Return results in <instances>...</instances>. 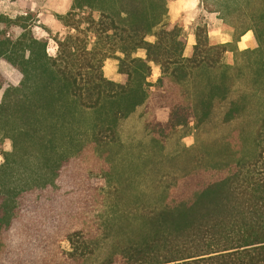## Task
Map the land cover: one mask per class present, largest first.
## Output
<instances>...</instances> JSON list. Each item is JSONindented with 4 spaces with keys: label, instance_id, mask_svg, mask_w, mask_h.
Instances as JSON below:
<instances>
[{
    "label": "trees",
    "instance_id": "trees-1",
    "mask_svg": "<svg viewBox=\"0 0 264 264\" xmlns=\"http://www.w3.org/2000/svg\"><path fill=\"white\" fill-rule=\"evenodd\" d=\"M217 1L207 10L231 17L232 42H212L198 21L189 55L183 26L165 19L167 0H72L57 14L66 32L51 37L54 55L23 14L0 16L20 29L0 31V58L18 73L11 81L0 70V140L11 141L0 150V264H264V0ZM248 30L254 47L237 49ZM107 58L120 81L103 74ZM222 101V121L241 126L159 151ZM139 106L148 143L88 170L86 155L120 145L119 121Z\"/></svg>",
    "mask_w": 264,
    "mask_h": 264
},
{
    "label": "rangeland",
    "instance_id": "rangeland-1",
    "mask_svg": "<svg viewBox=\"0 0 264 264\" xmlns=\"http://www.w3.org/2000/svg\"><path fill=\"white\" fill-rule=\"evenodd\" d=\"M208 4L206 9L217 10L220 5L217 0H207ZM67 3V0H0V16H6L10 18H14L19 14H23L25 16L24 23H31V32L33 35L38 37H49V43H47V51L49 54L55 53V44L52 40V36H62L65 34L66 29L63 26L62 22L58 20L57 14L54 12L55 22L48 20L50 18L53 9H62ZM236 4V3H235ZM246 0H240L239 4L232 6L231 9L237 7L238 5H242L245 7ZM232 5V4H231ZM230 5V6H231ZM70 6V5H69ZM69 7L67 8V10ZM220 9V8H219ZM66 10V11H67ZM64 13V12H63ZM62 13V14H63ZM39 14V15H38ZM45 14V16L43 15ZM222 12L218 13L216 11L210 14L204 10H200L195 20L192 22V27L195 22L205 21L206 23H210L211 28L221 27L223 29L229 30L232 33L231 25V17L226 16L224 19L221 18ZM42 18V19H41ZM45 22V23H44ZM184 28V27H183ZM185 30V29H184ZM0 31L4 32L5 35L13 34L17 35L20 32L19 28H16L10 23H6L0 21ZM187 34V31L185 30ZM234 54L233 51L228 50V53L223 55L222 61L224 63H230L233 61ZM112 59L110 58L107 64L105 65V70L110 69L112 67ZM106 60V59H105ZM111 60V61H110ZM4 60L0 58V70L9 78L11 81H16L18 78V73L14 69L13 73L7 75L2 69L4 68ZM7 62V61H6ZM117 65V63H116ZM117 67V66H116ZM2 68V69H1ZM156 71H153L150 76V80H155ZM249 82V77L247 74H244L242 83L243 85H247ZM2 95V91L0 90V97ZM226 102H218L215 106L214 113L211 118L207 120L204 124L199 127H196L194 123H190L185 126L178 127L173 133L167 138L166 142L163 144L161 150L159 148L155 149L154 154H158L159 151L163 152L165 155H174L177 152H180L184 147H191L192 145L197 144L198 142L209 143L215 137L224 138L227 137L232 130L241 126L238 120H233L230 123H224L222 121V113L225 110ZM146 113L143 106L137 107L129 116L122 118L119 121V125L117 128V140L121 144V149L119 150L118 145H114L111 147L103 148L101 153H96L95 156L86 155V166L88 170L95 172H104L105 166L108 161L113 162L118 155L121 153V150L126 148H130V146L135 147L139 144L146 145L150 139L149 133L145 128ZM10 150L11 149V141L7 138L0 140V150ZM132 149V148H131ZM132 153L128 156L126 161L134 159L135 149H132ZM159 150V151H158ZM159 157V154L155 156ZM2 155L0 153V163L2 162ZM107 162V163H106ZM115 162V161H114ZM95 175V173H93ZM98 199L96 203L98 204ZM104 209L95 208L89 214L92 217L100 218ZM61 246L64 249L69 248V244L67 241H61ZM108 248V243L104 244L103 247L98 252V257H102L105 255L106 250ZM93 261V257H90L88 263Z\"/></svg>",
    "mask_w": 264,
    "mask_h": 264
},
{
    "label": "crops",
    "instance_id": "crops-1",
    "mask_svg": "<svg viewBox=\"0 0 264 264\" xmlns=\"http://www.w3.org/2000/svg\"><path fill=\"white\" fill-rule=\"evenodd\" d=\"M71 1L72 0H67L66 5L62 9L57 8V9L51 10L52 14H51L50 18L48 17V20L50 19V21L55 22V19L53 17L54 12L58 13V14H62L63 12L65 13L67 8L68 7L70 8L69 5H71ZM207 4H208L207 0H167V15L165 18L166 21H168V22H179L184 27V29L187 31L186 44H185L184 51H183L184 55H189L191 48H192V45L195 42L192 22L195 20V17L200 10H204L206 12H209L206 9ZM212 12H214V11H210L209 13L212 14ZM43 15L45 16V14H43ZM207 27H208V36L212 42H219V43L232 42V35H231V32L229 30L223 29L220 26L215 27V28H211L210 23H208V22H207ZM44 38H47V40H48L47 43H49V37H44ZM147 39L152 41L153 37L148 36ZM54 44H55V42H54ZM233 44L239 50H243V49H247V48H253L254 47V36H253L252 31L251 30L246 31L244 34H242L240 36V38L237 41L233 42ZM55 46H56V44H55ZM55 53H56V50H55ZM227 53H228V51H226L225 55ZM54 54H51V55H54ZM135 54L138 56H142V57L145 55L144 51L142 49H138ZM109 59L110 58H107L104 61V65L102 68L103 74L110 80H113L116 82L120 81L121 76L117 71V67H116L117 66L116 65L117 60L116 59H112V61H113L112 67H110V69H108V70H105V65L107 64ZM4 63H5L3 65L4 68L3 69L1 68V69L7 75H10L11 73H13L14 68L8 62L5 61ZM151 68H152V72L153 71L157 72L156 73V78H157V76L160 73L158 65L152 63ZM151 81H154V80H151Z\"/></svg>",
    "mask_w": 264,
    "mask_h": 264
}]
</instances>
